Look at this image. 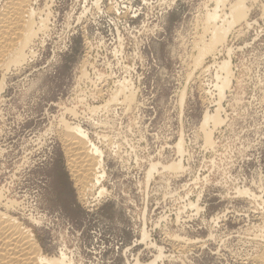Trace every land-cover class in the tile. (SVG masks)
Returning a JSON list of instances; mask_svg holds the SVG:
<instances>
[{"label":"rangeland","instance_id":"obj_1","mask_svg":"<svg viewBox=\"0 0 264 264\" xmlns=\"http://www.w3.org/2000/svg\"><path fill=\"white\" fill-rule=\"evenodd\" d=\"M216 1H33L43 27L25 62L0 67V217L21 224L44 257L253 264L264 255V0H245V19L202 60L196 44L210 40ZM235 2L218 15L230 18ZM224 61L232 73L219 98ZM215 114L220 124L204 126ZM65 123L95 148L90 193L78 188Z\"/></svg>","mask_w":264,"mask_h":264},{"label":"bare ground","instance_id":"obj_2","mask_svg":"<svg viewBox=\"0 0 264 264\" xmlns=\"http://www.w3.org/2000/svg\"><path fill=\"white\" fill-rule=\"evenodd\" d=\"M33 1L34 0H8L6 6L3 5L5 6V8L3 10L0 9V67H2L3 65L8 66L7 62L13 63L14 65H20L21 63L25 62L27 58L25 54L27 45L30 44L29 42H31V40L35 38L38 31H40V29L43 27V24H41L38 29H36L35 27L34 19L35 16H37V13L32 8V4L35 3H33ZM224 1L225 0H217L215 3L217 5H215L216 9H214L212 13L207 14L206 22L208 25L210 23L212 24H210L211 26L208 27V30H206L207 27H205V30L209 32L211 37L208 41L209 43L207 42V44H202L205 42H202L203 40L201 41V43H199V45L196 44V47H199L197 49H199L201 58L206 54L212 53L215 50L214 47L225 40L226 35H228V33L231 31L234 24H237L240 19H243L247 16L246 14L248 11L246 10V8H244L245 0H236L235 4H232L233 6L231 7V9L229 8V10L231 11L230 18L228 17L229 15L227 17L218 15V6ZM216 21L220 22L221 25L219 24L220 26H216L214 24L216 23ZM198 61H201V59H199ZM198 61L196 62L197 65L199 63H202V61ZM229 66L230 61H224L219 66H217V82H215L216 84L214 85V87L218 92L219 98H222L224 89L230 83L232 72H230ZM122 86L124 87L125 85L122 84ZM130 95L127 96L128 99H131ZM218 120L219 118H217L216 114L214 116L206 115L203 124L205 126L209 123V121L210 123L213 121L214 123L216 122L220 124L219 122H217ZM64 126V129H66L67 132L70 131L73 133V136L71 135L72 138H68L69 140L67 145L69 146V149L72 150V157L68 155L70 157L69 159L72 158L71 161L73 162L71 164V168H73L74 172L78 174V176L80 175L77 180L78 188L81 191L80 193H90L91 190L95 187V182H97V180L100 178V176L97 175V170L100 169V164L99 161L94 158V156L96 155L95 148L88 146L86 142L83 141L85 140V136L77 126H70L66 123L64 124ZM208 135L209 133H205L206 143H210L211 141H209V138H211V136ZM151 170L153 171V167L151 168ZM2 199L0 197V203ZM5 207L7 206L5 205ZM14 207L16 206L14 205ZM20 225L15 221V219H5L3 218V215L2 217H0V264H72L71 261L65 257L64 253H60L59 258L56 259L44 257L36 248L34 240L32 239V235L29 234L28 231L21 228ZM178 240L179 239H177L176 241ZM158 257L156 258L158 259ZM152 262H155V259ZM152 262L149 264H152ZM253 262V264H264V255L259 257L258 259H255Z\"/></svg>","mask_w":264,"mask_h":264}]
</instances>
